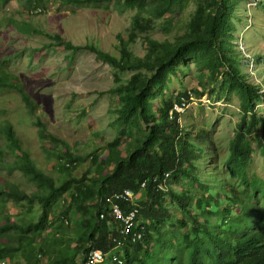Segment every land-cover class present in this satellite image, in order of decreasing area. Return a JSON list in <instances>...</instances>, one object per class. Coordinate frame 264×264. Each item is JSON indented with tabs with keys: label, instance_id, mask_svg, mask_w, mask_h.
I'll list each match as a JSON object with an SVG mask.
<instances>
[{
	"label": "rangeland",
	"instance_id": "374dc122",
	"mask_svg": "<svg viewBox=\"0 0 264 264\" xmlns=\"http://www.w3.org/2000/svg\"><path fill=\"white\" fill-rule=\"evenodd\" d=\"M77 1L33 0L31 4L29 0H0V226L6 224L8 218L11 222L25 225L37 220L41 213L38 202L16 203L8 194L14 185L27 193H32L37 187L30 177L13 169L20 149L12 147L5 127L13 126L22 148L29 152L39 168L58 182L69 177L59 168L60 163H68L69 155L83 159L71 164L72 176L85 178L84 185L90 186L94 179L111 170L98 163L109 154V144L121 128L117 122L121 103L118 94L111 90L126 83L132 74L146 72L145 69L117 68L98 60L96 53L86 48L95 45L120 58L119 35L129 40L135 30L133 17L138 9L124 7V0ZM196 7L197 0H189L184 8L157 19L154 29L137 32L135 39L128 43L129 49L134 55L145 56L147 35L159 41H174L186 32ZM232 21L236 27L231 42L237 67L248 82L260 86L263 91L264 0H239ZM56 35H60L63 41L60 42ZM66 43L78 48H69ZM219 80L210 81L194 63L181 66L151 101L154 112L158 114L165 99L176 100L179 94L191 92L193 98L189 99L187 109L180 113L175 125L182 139L189 136L190 149L194 151L193 166L189 167V176L178 183L172 182L170 191L180 194L187 187H196L197 182L209 185L210 192L220 199L219 209L222 210L231 204L227 199L231 188L235 186L247 192L251 188L244 186L227 164L229 145L243 113L238 92H225L221 88L222 76ZM12 83L24 86L34 102L35 112L30 111ZM256 111L264 118V102L256 104ZM149 126L141 121L126 128L119 145L122 156H127L142 142ZM261 130L262 124L257 123L250 136L254 150L246 169L250 181L264 178V156L257 141ZM59 156L62 157L60 163ZM74 192L73 186L53 205L51 224L45 231L20 240L21 231L11 228L8 234L0 236V244L9 242L13 246L20 244L25 247L31 240L36 264L54 263L63 254L62 249L66 250L64 257H69L65 264H83L85 254L75 252L83 244L78 239L85 229L82 223L84 214L77 203L72 202ZM247 195L244 196L245 201ZM260 203L264 204V195ZM164 207L172 215L171 219L166 220L159 234H153L148 248L150 253L156 249L155 253L160 254L152 257L157 264H176L178 259L170 260L171 253L182 252L176 248L168 250L164 244L159 247L157 239L162 236L169 241L171 238L179 244L181 238L173 237L171 231L176 230L183 212L173 201L171 192L165 198ZM241 209L242 205L233 208V215L238 216ZM191 212L199 216L192 208ZM218 217L210 215L211 226L215 227ZM110 230L113 234L115 226L110 225ZM41 245L48 247V251H40ZM145 256L143 254L142 258ZM5 259L11 264L26 262L23 249Z\"/></svg>",
	"mask_w": 264,
	"mask_h": 264
},
{
	"label": "trees",
	"instance_id": "16d2710c",
	"mask_svg": "<svg viewBox=\"0 0 264 264\" xmlns=\"http://www.w3.org/2000/svg\"><path fill=\"white\" fill-rule=\"evenodd\" d=\"M238 1L197 0V7L188 22L186 32L178 35L174 41H159L147 35L145 37L148 44L147 53L140 57L134 55L128 47V43L135 39L137 32L154 29L157 19L184 8L189 0H151V3H148V0H124V7L137 8L138 12L133 17L135 30L130 34L129 40L119 35L120 58L95 45L86 46L96 53L98 60L117 68L146 70L132 74L126 83L111 90L118 94L121 103L117 117L121 128L118 136L109 144V154L98 163L99 166H107L111 170L94 179L91 185L87 186L84 185L85 178L78 179L72 176L71 164L83 159L69 155L68 163H60L62 157L59 156L57 157L59 168L69 177L58 182L50 173H46L36 165L29 152L22 148L13 126L7 125L5 132L10 144L20 149L13 169L22 171L37 187L32 193H27L14 185L11 186L8 194L16 203L38 202L41 213L37 220L29 221L25 225L11 222L8 218L6 224L0 226V236L8 234L11 228L21 231L20 240L30 234L35 235L45 231L51 224L49 219L53 205L74 186L72 202L77 203L84 214L82 223L85 226L81 231L83 234L78 239L83 244L75 254L79 252L83 255L87 254L93 246L109 252L113 243L110 242L111 220L105 211L107 208L104 210L106 197L126 188L137 192L142 181L147 180V187L140 201V218L149 221L146 224V234L142 241L128 242L123 247L121 264H157L152 257L154 254L159 257L160 254L155 253L156 249L150 253L148 246L153 234L155 232L159 234L166 220L171 219L172 215L164 207L165 198L170 192L173 201L179 204L183 212L176 230L171 231L173 237L181 238L179 244H175L171 238L169 241L164 240L160 235L157 239L159 247L164 244L168 250L176 248L177 251L182 252L176 254L169 251L172 255L170 260L178 259L176 264H264V204L260 203L261 196L264 195V180L255 178L250 182L246 174V168L254 153L250 136L257 123L262 124L257 141L260 142L264 154V118L256 111V104L264 102V91L260 86L246 80L237 67V59L233 55L234 46L231 40L234 38L236 27L232 17ZM32 2L33 0H29V3ZM168 24L171 22L168 21ZM56 37L60 42L63 41L60 35ZM66 44L69 48H78L71 43ZM191 63L205 72L212 82L220 81L219 77L222 76L221 88L227 93L236 90L241 99L243 117L230 142L227 164L231 173L238 176L244 186H251V190L247 192L235 186L231 188V195H228L227 199L233 205L229 204L222 210L219 209L220 199L210 192L209 185L197 182L196 187L194 185L187 187L180 194L170 191L171 188L168 192L157 189V184L163 181L166 173L171 172L169 184L178 183L183 177L190 175L189 167L193 166L194 151L190 149L189 136L182 139L181 132L175 125L180 114L175 111L172 118L169 117L174 100L165 99L158 114L154 112L151 100L162 92L179 67ZM12 86L19 91L30 111L35 112L34 102L24 86L19 83H12ZM181 96L188 97V92L181 93L177 100H180ZM141 121L150 124L145 138L127 156H122L119 145L126 128ZM246 193L248 195L245 201ZM240 205H242L240 214L234 216L232 209L239 208ZM123 207L128 209L129 205L124 204ZM191 208L199 216L192 214ZM103 211L107 216L105 219H100ZM211 214L219 215L215 227L211 226ZM201 218L203 221L200 220ZM19 245L13 246L9 242L0 244V260L11 257L16 251L23 249L25 264H36L33 242L30 240L25 247ZM39 250L46 252L48 247L41 245ZM65 251L62 249L63 254L52 264H65L69 260V257H64ZM143 254H146L145 258H142ZM0 264L5 263L0 261ZM83 264H85V255ZM104 264H111V261L108 259Z\"/></svg>",
	"mask_w": 264,
	"mask_h": 264
},
{
	"label": "clouds",
	"instance_id": "9594fccd",
	"mask_svg": "<svg viewBox=\"0 0 264 264\" xmlns=\"http://www.w3.org/2000/svg\"><path fill=\"white\" fill-rule=\"evenodd\" d=\"M257 2H258V0H257ZM264 91V90H263ZM180 95V94H179ZM178 95V96H179ZM192 95H191V92H188V97L187 96H181L180 97V100H177V98H176V100H174V104H173V108H172V110L170 111V115H169V117L170 118H172V116H173V113L175 112V111H177L179 114L180 113H183L185 110H183V111H179V110H176L174 107H175V104H177V103H179V104H181V102H182V97H185L186 99H188L189 100V98L191 97ZM191 99V98H190ZM262 150V149H261ZM263 153V152H262ZM254 154V153H253ZM263 156H264V154H263ZM252 157H253V155H252ZM252 159V158H251ZM250 163H251V161H250ZM250 163H249V165H250ZM248 165V166H249ZM247 169V168H246ZM170 173L171 172H169V173H166L165 174V177H164V179H163V181H161V182H159L158 184H157V189L159 190V191H164V192H168L169 190H170V188H171V185H172V183L171 184H169L168 183V179H169V177H170ZM247 174V173H246ZM248 177V176H247ZM157 178L155 177L154 178V180H156ZM255 179V178H254ZM253 180V179H252ZM263 180H264V178H263ZM251 182V181H250ZM143 183H145L146 185H145V187H143ZM146 187H147V180H144V181H142V183H141V187H140V190L139 191H134V190H132V189H130V188H126V189H130V190H132L133 192H134V194L136 195V200H134L133 202H129V203H126V202H123L122 204H121V206H122V208L124 209V207H123V205L124 204H127V205H129V208L128 209H124V211H128L129 209H131L132 207H134V206H137L138 208H139V214H138V219H139V223H138V226L136 227V230H140V229H142V231H143V238L141 239V240H138V241H142L143 239H144V237H145V234H146V224H148L149 223V221H143V218H140V209H141V205H140V201H141V199H142V196L144 195V191H145V189H146ZM250 188H251V186H249ZM126 189H124V190H126ZM124 190H122V191H124ZM122 191H116V192H114V193H112V194H110V195H108L107 197H106V199H105V202H104V210H105V208H107V210H105V211H107V215H108V217L110 218V225H114L115 226V230H114V232H113V234L111 233V238H110V242L111 243H113V246H112V248L110 249V251L109 252H105L103 249H99V248H95L94 246L89 250V252L91 251V250H93V249H98V250H102L104 253H105V260H104V262H101V263H99V264H104V263H106L107 262V260L109 259L110 261H111V264H115L114 263V261H113V256L115 255V254H117V255H119V257L120 258H122V256L121 255H123V247L126 245V244H128V242H138V241H133L132 240V238L131 237H123V236H121V234H120V223H119V221H116L115 219H114V217H113V214H112V210H111V203H110V201H109V198L110 197H112V195L113 194H115V193H117V192H122ZM102 214H104V217H101V215ZM106 212H102L101 214H100V219H105L106 218ZM67 223H68V221H67ZM115 238H120V239H122L123 240V245H122V247H118V248H116V241H115ZM89 252L87 253V254H85V264H87V257H88V254H89ZM109 257H111V258H109ZM123 259V258H122ZM6 261L8 264H11L10 262H8V260L7 259H1L0 261ZM124 264V263H123Z\"/></svg>",
	"mask_w": 264,
	"mask_h": 264
},
{
	"label": "built area",
	"instance_id": "2783aa9c",
	"mask_svg": "<svg viewBox=\"0 0 264 264\" xmlns=\"http://www.w3.org/2000/svg\"><path fill=\"white\" fill-rule=\"evenodd\" d=\"M175 109L179 110V111L183 110V99H182L181 104H179V103L175 104ZM145 185L146 184L143 183V187H145ZM128 198H136V195L130 189H126L122 192H117L116 196H112L109 198V201L111 203V210H112L113 217L116 221H119V223H120V234H121V236H122V233L124 230V226L134 216L131 213L130 209L126 212V211H124V209L121 206V204L123 202L128 203ZM101 217H104V214H102ZM115 241H122V239L115 238ZM98 255H101V253H96L95 255H88L87 264H91L92 260L97 258ZM4 263L8 264L6 261H4Z\"/></svg>",
	"mask_w": 264,
	"mask_h": 264
},
{
	"label": "bare ground",
	"instance_id": "6f19581e",
	"mask_svg": "<svg viewBox=\"0 0 264 264\" xmlns=\"http://www.w3.org/2000/svg\"><path fill=\"white\" fill-rule=\"evenodd\" d=\"M190 98L192 99L193 97L191 96ZM182 99H183V110H185L187 108V105L189 104V100L186 99L185 97H182ZM112 196H116V193L113 194ZM134 200H136V198H128V203L133 202ZM130 210L134 216L124 226L122 236L123 237H131L133 241H138V240H141L143 238L142 229L136 230V227L138 226V223H139L138 222L139 221V219H138L139 208L137 206H134ZM116 242H117L116 248L122 247L123 240L122 241H116ZM96 253H101V255H98L97 258L93 259L91 264H99L101 262H104V260H105V253L102 250L93 249L89 252L88 255H95ZM113 261L115 264H121L122 263L119 255H117V254L114 255Z\"/></svg>",
	"mask_w": 264,
	"mask_h": 264
}]
</instances>
